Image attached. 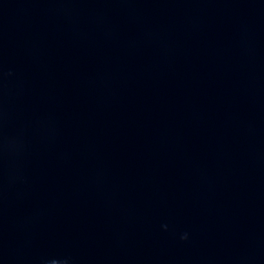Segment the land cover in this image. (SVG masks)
<instances>
[{
  "label": "water",
  "instance_id": "obj_1",
  "mask_svg": "<svg viewBox=\"0 0 264 264\" xmlns=\"http://www.w3.org/2000/svg\"><path fill=\"white\" fill-rule=\"evenodd\" d=\"M0 264H264V0H0Z\"/></svg>",
  "mask_w": 264,
  "mask_h": 264
},
{
  "label": "clouds",
  "instance_id": "obj_2",
  "mask_svg": "<svg viewBox=\"0 0 264 264\" xmlns=\"http://www.w3.org/2000/svg\"><path fill=\"white\" fill-rule=\"evenodd\" d=\"M166 227V226H165ZM188 237V234L187 233H184L182 236H181V239H187Z\"/></svg>",
  "mask_w": 264,
  "mask_h": 264
}]
</instances>
